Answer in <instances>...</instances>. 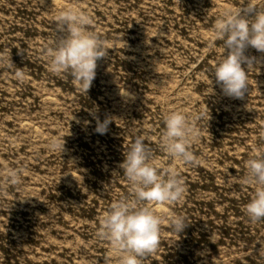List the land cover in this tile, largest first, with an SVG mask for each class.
Here are the masks:
<instances>
[{"label":"rangeland","instance_id":"374dc122","mask_svg":"<svg viewBox=\"0 0 264 264\" xmlns=\"http://www.w3.org/2000/svg\"><path fill=\"white\" fill-rule=\"evenodd\" d=\"M253 3L264 8V0ZM70 4L88 14L87 30L107 51L88 93L70 70H48L47 48L66 35L55 16ZM243 6L0 0V264H106L110 241L98 235L100 217L130 197L119 168L123 151L135 132L147 137L155 158L172 163L159 142L169 111L183 112L198 130L196 162L178 166L183 199L159 206L158 245L141 264H264V218L251 222L243 211L253 191L245 161L254 149L264 151V53L246 49L258 67L248 92L233 98L213 84L222 42L209 44L215 17ZM127 90L131 96L121 95ZM106 117L100 134L97 118ZM53 137L65 140L63 153L50 149ZM9 170L17 171L16 183ZM169 214L189 225L176 232Z\"/></svg>","mask_w":264,"mask_h":264},{"label":"clouds","instance_id":"9594fccd","mask_svg":"<svg viewBox=\"0 0 264 264\" xmlns=\"http://www.w3.org/2000/svg\"><path fill=\"white\" fill-rule=\"evenodd\" d=\"M55 20L66 35L47 48L48 70L56 74L70 70L76 86L88 93L96 77L97 61L107 51L98 37L87 30L91 21L79 5L64 6ZM217 40L222 42L223 53L213 65V84H219L229 97L242 98L249 90L251 70L258 67L257 57L247 55L246 49L252 47L264 53V8L255 5L253 0H244L243 7L222 11L212 23L210 46H215ZM16 78L22 80L24 74L18 71ZM121 95L132 94L127 90L121 91ZM111 119L97 118L95 131L106 133ZM163 121L159 142L172 163L165 166L155 158L145 143L147 137L135 132L134 139L123 151L119 168L128 181L130 197L114 201L100 217L98 235L110 241L106 264H111L113 259L115 264H141V257L158 245L163 222L159 206L183 199L185 187L178 166L196 162L191 145L198 140L199 133L181 111L166 112ZM49 147L63 153L65 140L53 137ZM245 168L244 182L251 185L253 191L243 211L251 222H256L264 218V151L254 149L245 161ZM7 175L12 183L19 179L16 170H9ZM168 220L178 233L189 225L184 217L175 214H169Z\"/></svg>","mask_w":264,"mask_h":264},{"label":"bare ground","instance_id":"6f19581e","mask_svg":"<svg viewBox=\"0 0 264 264\" xmlns=\"http://www.w3.org/2000/svg\"><path fill=\"white\" fill-rule=\"evenodd\" d=\"M54 1V0H53Z\"/></svg>","mask_w":264,"mask_h":264}]
</instances>
